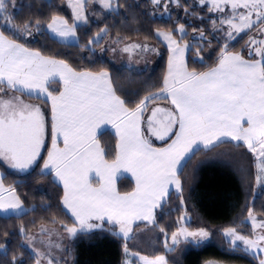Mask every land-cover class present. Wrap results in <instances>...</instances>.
Here are the masks:
<instances>
[{
	"label": "snow or ice",
	"instance_id": "snow-or-ice-1",
	"mask_svg": "<svg viewBox=\"0 0 264 264\" xmlns=\"http://www.w3.org/2000/svg\"><path fill=\"white\" fill-rule=\"evenodd\" d=\"M198 2L206 6L209 0ZM85 3L86 0H76L73 7L75 20L87 23L83 14ZM102 3L114 10L111 0H102ZM151 3L165 10L168 3L180 6V0H168V3L151 0ZM211 5L207 7L209 12L231 9L219 19L221 27L228 25L225 31L228 40L252 30L264 37V0H221L220 3L211 0ZM241 8L247 11L237 12ZM16 9L15 0H0V94H3L0 95V163L22 173L33 168H40L43 175L54 171L55 178L63 184L62 203L73 218V226L63 225L69 238L76 237L77 233L111 231L112 235L127 240L133 222L154 219V209L167 204L172 195L183 204L180 174L202 148L226 142L246 146L258 161L256 179L264 187V39L249 36L248 55L259 59H245L232 53L225 43L217 66L198 73L188 71L184 61L189 45L181 46L171 32H157L172 52L168 76L159 92L145 96L129 108L116 95L107 71L76 72L65 61L45 57L10 39L6 32L17 37L30 36L32 27L37 32L41 28L38 21L26 22L22 29L18 28L13 22ZM184 11L187 13V9ZM210 22L213 26L217 24V20ZM76 27L56 16L46 25L65 40L76 38ZM175 31L186 34L185 25L179 24ZM200 35L203 37V31ZM140 47L130 45L123 51ZM58 80L63 82V91L53 95L46 85ZM16 93L50 100V148H45L49 122L41 108L25 103ZM157 99L167 100L171 108L155 107L145 119L149 103ZM105 124L115 127L119 140L111 162L96 138L97 129ZM149 137L165 142L166 146L154 147ZM120 170L136 178L133 192L117 191L114 177ZM93 174L98 187L91 182ZM4 192L8 195L0 194V212L19 216L25 211L15 189L4 188L0 177V193ZM248 219L254 228L264 230V219L257 221L251 209ZM19 231L25 232L23 227ZM223 235L233 248L237 247V241L241 242L244 251L256 257L258 264H264V258H260L264 256V231L254 238H246L230 227ZM210 236L205 228L189 231L181 227L172 233L171 240L173 246L180 243L178 237L192 244H203ZM165 244L167 247V241ZM124 250L127 254L126 244ZM141 259L143 264H170L164 255ZM11 264H17L15 258Z\"/></svg>",
	"mask_w": 264,
	"mask_h": 264
},
{
	"label": "trees",
	"instance_id": "trees-1",
	"mask_svg": "<svg viewBox=\"0 0 264 264\" xmlns=\"http://www.w3.org/2000/svg\"><path fill=\"white\" fill-rule=\"evenodd\" d=\"M64 2L65 0H15L17 9L13 22L16 26L22 29L26 22L38 21L41 28L37 32L32 27L30 36L17 37L10 32H6V35L47 57L67 62L75 70H108L117 95L129 108L135 107L145 96L159 92L163 86L169 49L157 36L159 30L169 31L179 43L185 42L189 45L186 64L189 70L198 73L217 65L225 43L230 51L249 57L245 49L249 43L250 32L241 33L235 40L224 41L218 29L219 19L207 11L209 5L201 7L193 5L189 0H180V6L171 3L165 10L153 5L151 0H115L116 8L102 20L77 26V42H64L52 37L46 30V25L53 16L67 13ZM184 9H187V13ZM164 11L169 13L167 17L162 14ZM193 12L195 15H192ZM210 20H217V24L213 26ZM179 24L185 25L186 34L175 31ZM102 30H106L105 36L95 39L97 42L89 43ZM201 31L206 38L195 37ZM108 37L115 42L136 40L151 43L160 50V58L154 68L137 70L130 66L118 67L98 54L99 48ZM210 46L213 51L210 55H205L206 47ZM50 88L58 92L60 83L53 82ZM98 140L108 153L106 159L112 161L117 146L115 135L107 129L99 134ZM228 150L241 156L249 153L246 146L237 147L235 142L202 148L180 174L183 204L176 195H172L167 204L155 210L151 222L136 223V230L144 229L143 234L139 235V242L147 243L151 240L157 247L152 253L166 254L172 264H258V259L244 251V248H232L224 240L223 230L227 228L250 230V225L245 223L249 209L264 219V187L259 194H253L256 178L253 160L249 162L250 170L244 168V175H241L234 168L236 164L233 161H222L217 157ZM3 180L5 185L15 189L23 201L25 211L19 216L0 215V245H3L0 248V264H11L13 258L17 264L21 261L36 264V255L25 244L28 233L42 223L73 225V219L62 203L63 189L54 181L52 174H41L40 168H34L25 175L4 171ZM133 188L134 184L129 178L119 179L120 192H130ZM182 224H186L190 230L205 228L212 233V238L203 244H189L180 252L179 260L175 263L172 257L177 249L174 247V251L169 252L165 238L171 239L172 233ZM21 227L25 230L23 234L19 231ZM161 228L164 232L160 231ZM133 241L134 237L125 240L121 236L112 235L111 231L77 233L70 242L69 260L72 264H123L125 244L128 249L137 251L133 247Z\"/></svg>",
	"mask_w": 264,
	"mask_h": 264
},
{
	"label": "rangeland",
	"instance_id": "rangeland-1",
	"mask_svg": "<svg viewBox=\"0 0 264 264\" xmlns=\"http://www.w3.org/2000/svg\"><path fill=\"white\" fill-rule=\"evenodd\" d=\"M189 1L193 5L205 7V5H200L198 0H189ZM111 2L113 4V9H115L116 8L115 0H111ZM217 2L220 3L221 0H217ZM75 3H76V0H65L64 5L67 9V13L66 14H58V15H56V17L67 20L69 25L76 24L77 26H79L81 24H84V22L75 20V9L73 7V5ZM162 3H168V0H164V1H162ZM168 4H171V3H168ZM207 5H209L210 7L212 6L211 0H209ZM112 11H114V10H110V9L104 7L102 0H86V3L84 5V9H83V14L87 17V23H88L90 21L102 20V18L104 16L109 15L110 12H112ZM245 11H247V10L242 9V8L237 10V12H245ZM230 12H231L230 7H227L224 9V12L212 11L210 13L215 15L217 17V19H223L224 15L226 13H230ZM162 14H164V16H166V17L169 15V13L167 11H164ZM252 18L255 19L256 18L255 15H253ZM50 22H48V23H50ZM218 29H220V31H221L220 32L221 38L224 39V41H227L228 38L225 36V31L228 29V25L224 24L221 27V25L218 24ZM46 30L49 32V34L52 37L57 38L58 40H61L64 42H77L79 39L77 27H76V38L75 39L68 38L66 40L63 38H60L56 34L52 33L51 30H49L47 28H46ZM105 31L106 30H102L101 32L95 34L92 37V39L93 40L97 39L98 34H99L98 39H102V37L105 36ZM157 32L168 33L169 31L159 30ZM185 32H186V30H185ZM250 34H251V37H254L257 40L264 39V37H261V35L254 30L250 31ZM234 35H235V33H234ZM195 37L201 38V39L206 38L204 35H203V37H201L200 34L195 35ZM159 38L162 40V42L167 46V48L171 52V49L168 47V42L163 40V37H159ZM107 39L108 40L105 42V44H103L98 50V54L103 58H106V56H107V59H109L111 56H113V53H114L113 49H115V54H117V55L119 54L117 56V60L124 59L125 57L123 55H129V56L133 55L134 56L135 53H137V54L139 52L142 53V51L140 50L141 47L140 48H134L135 51H133V49H130L129 52H124L123 49L127 46H130L129 44L126 45L125 42H119V41L115 42L114 40H112L113 38H111V37H108ZM131 41L132 40H130L128 42H131ZM134 41H136V40H134ZM137 42H139V41H137ZM140 42H143V41H140ZM143 43L152 45L151 43H147V42H143ZM182 44L185 45L187 43L183 42ZM182 44H181V46H183ZM201 44H203V43H201ZM254 46L255 45H251V47H254ZM188 49H189V47H188ZM188 49H186L184 52L185 57L188 53ZM212 51L213 50L211 49V46L209 48L206 47L205 55H210ZM249 51H250V45L248 43V45H246V49H245V52L247 55H248ZM171 54H172V52H171ZM109 55H110V57H109ZM197 56H198V54H197ZM156 58L159 60L160 54H158ZM152 59H153V56H152ZM153 62H154V60H153ZM152 64H154V63H152ZM246 150L249 152V153L247 152L248 155L244 154V156H241V155H237V153H235V152L228 150V151H225L226 153H222L217 157L221 158L222 161H225L227 159H230L231 161H233L236 164V166L235 167L233 166V167L235 169H237L241 175L242 174L244 175V173H243L244 168H246L247 171L250 170L249 169V167H250L249 162L251 160H253L252 162L255 163L254 169H256V177H257V175H259V170L257 167L258 161H257L255 155L253 153H251L247 149V147H246ZM217 157H215V158H217ZM262 181H264V177H262ZM261 189H262L261 184L258 183L257 179L255 178V181L253 184V194H259L261 192ZM253 215L255 216L257 221L261 220V218H259L255 214H253ZM245 221H246L245 222L246 224L248 223L250 225V230L249 229L239 230L238 228H236V229H237V232L239 234L244 235L246 238H254V236L256 234L264 231L260 228H254L251 225L248 218ZM183 222H184V219H183ZM135 224H132V232L129 234V238L134 237L133 247L136 248L137 251L136 250H130L127 248V254L125 253V258H124L123 264H143V260L141 259V257H146L147 259H154L157 256L163 255V254L152 253L155 250H157V247L153 243H151V240L147 243L146 242H139V239H140L139 235L141 236V234H143L142 232L144 231V229L139 228L136 230L135 226H134ZM63 225H65V224L60 223V224L48 225V224L42 223V224L36 226L34 229H32L28 233V235L25 239V244L36 255L37 260H39V264H48L49 260L52 261V264H72L71 261L69 260L70 259L69 258L70 257L69 246H70V242H71L72 238H69L67 232L64 231ZM67 226L71 227L73 225H67ZM181 227H186L188 229L186 224H182ZM42 229H48L49 231L43 232ZM179 229L176 232H178ZM188 230L189 231H196V230H190V229H188ZM223 232H224V230H223ZM210 234H211V236H210V240H211L212 233L210 232ZM178 239L180 240V243L173 246L172 240L165 238V240L168 243L166 248L176 247V249H177L176 254H174L172 257L173 261H175V263H177V261L179 260L180 252H182L184 249H186L189 244H192V243H189L187 241H184L182 237H178ZM224 240H226L228 242V240L225 237H224ZM57 245H59V247H57ZM229 246H231V245H229ZM231 247L233 248V246H231ZM237 247L244 248V245L241 242L237 241ZM140 251H143L144 253H142ZM151 254H152V256H151ZM164 256H166L168 258V256L166 254ZM260 258H264V256H261ZM37 260H36V264H37ZM170 264H172V263L170 262ZM220 264H224V263H220Z\"/></svg>",
	"mask_w": 264,
	"mask_h": 264
},
{
	"label": "crops",
	"instance_id": "crops-1",
	"mask_svg": "<svg viewBox=\"0 0 264 264\" xmlns=\"http://www.w3.org/2000/svg\"><path fill=\"white\" fill-rule=\"evenodd\" d=\"M17 43H19V42H17ZM125 44L126 45H141V48H140V50L142 51V53L141 52H139L138 54L137 53H135L134 54V56L132 55V56H129V55H123L125 58L124 59H121V60H117V56L119 55H117V54H115V51H114V53H113V56H111L110 57V55H109V60L110 61H112L116 66H130V67H132V68H135V69H137V70H144V69H149V68H154L155 67V65L157 64V61H158V59L156 58L157 57V55L158 54H160V50L155 46V45H150V44H146V43H143V42H137V41H131V42H128L127 41V43L125 42ZM180 44H182V43H180ZM183 45V44H182ZM25 46V45H24ZM26 47V46H25ZM28 48V47H27ZM30 49V48H29ZM31 50H33V49H31ZM33 51H37V50H33ZM133 51H135L134 49H133ZM232 53H238V54H240L239 52H236V51H231ZM43 55V54H42ZM149 55V56H148ZM241 55V54H240ZM43 56H45V55H43ZM152 56H153V59H152ZM243 56V55H242ZM45 57H47V56H45ZM171 57H172V54H171V52L169 51V58H168V65H167V70H166V75H165V77H167L168 76V72H169V61H170V59H171ZM186 57H187V55H186ZM186 57H185V55H184V61H185V64H186ZM48 58H52V57H48ZM106 58H107V56H106ZM244 58L245 59H250V58H254V59H259V57L258 56H255V57H245L244 56ZM53 59H57V58H53ZM57 60H61V59H57ZM153 60H154V62H153ZM67 63V62H66ZM152 63H154V64H152ZM69 65V64H68ZM151 65V66H150ZM187 65V64H186ZM70 66V65H69ZM217 66V65H216ZM215 66V67H216ZM71 67V66H70ZM72 68V67H71ZM214 68V67H213ZM73 69V68H72ZM187 69H188V67H187ZM74 71H76V72H84V71H87V72H93V73H96V71H90V70H82V71H78V70H75V69H73ZM210 70V69H209ZM209 70H207V71H209ZM101 71H107L108 73H109V76H110V78H111V74H110V72L108 71V70H101ZM188 71H192V70H189L188 69ZM207 71H205V72H207ZM97 72H100V71H97ZM58 82L60 83V90L58 91V92H54L53 90H51V88H50V84L51 83H49L48 85H46L47 87H48V89H49V91H51L52 93H53V95H58L59 94V92L60 91H63V82L62 81H59L58 80ZM111 82H112V79H111ZM53 83V82H52ZM57 83V82H56ZM112 87L114 88V86H113V83H112ZM115 90V89H114ZM116 92V91H115ZM0 95H3V94H0ZM9 95H11V93L9 94ZM16 95H21L20 93H16ZM116 95H117V93H116ZM21 99L25 102V103H28V104H33V105H38L40 108H41V111L44 113V115H45V117L47 118V120H48V122H49V126H48V133H49V136L46 138V140H45V148H50V146H51V141H50V132H51V128H50V120H51V108H50V100H45L43 97H41L40 99H37L36 97H35V95H33L32 97H29V96H27V95H21ZM123 100V99H122ZM155 107H161V108H171V105L168 103V101L167 100H160V101H156V102H154V103H150L149 105H148V108H147V110H146V112H145V119H147V116L150 114V112H151V110L153 109V108H155ZM110 130L114 135H115V137H116V139H117V144H118V142H119V140H118V135L116 134V129H115V127L112 125V124H105V125H101V128L100 129H97V131H96V138H97V140H98V136H99V134L101 133V130ZM145 135L147 136L148 135V133H145ZM149 139L151 140V142H152V144H153V146L154 147H157V148H159V147H164V146H166V143L165 142H163V141H160V140H158L157 138H155V137H149ZM98 142H99V140H98ZM236 143V142H235ZM99 144H100V146L102 147V145H101V143L99 142ZM61 147H63V145L61 144L60 145ZM208 148H211V146L210 147H208ZM223 153V152H222ZM222 153H220V154H222ZM42 155L46 158V153L45 152H42ZM109 162H111V161H109ZM255 164V163H254ZM34 169V168H33ZM33 169H31L30 171H32ZM4 171H8V172H11V173H13V174H16V175H25V174H27V173H29V172H27V173H22V172H19L18 170H15V169H12L10 166H7L5 163H0V177H2L3 178V176H4ZM52 176H53V179H54V181L56 182V183H58L61 187H62V189H63V184H62V182H60V181H58V178H55V173H54V171L52 172ZM121 177H127V178H129L130 180H132V182H133V184H134V188H133V190L132 191H130V192H133L134 190H135V187H136V178L130 173V172H123V170H120V171H118L116 174H115V177H114V180H115V186H116V189H117V191H119L118 190V181H119V179L121 178ZM181 179V178H180ZM92 184H93V186L94 187H98L99 185H98V182H97V178H95V175L93 174V178H92ZM182 183V182H181ZM3 186H4V188H10V187H8L7 185H5V183H4V180H3ZM63 192H64V189H63ZM120 192V191H119ZM130 192H125V193H130ZM121 194H125V193H122V192H120ZM0 194H3L4 196H7L8 194L6 193V192H4V193H0ZM15 194L17 195V193L15 192ZM63 195H64V193H63ZM63 200V199H62ZM64 206V205H63ZM25 208V207H24ZM64 208H65V210L67 211V213L69 214V216L71 217V214H70V210L69 209H66V207L64 206ZM155 210L156 209H154V211H153V217L155 216ZM23 213V212H22ZM11 214H15V213H11ZM0 215H10V214H5V213H3V212H0ZM72 218V217H71ZM73 219V218H72ZM153 219H151V220H143V221H141V220H136V221H134L133 222V224H135V223H140V222H151Z\"/></svg>",
	"mask_w": 264,
	"mask_h": 264
}]
</instances>
